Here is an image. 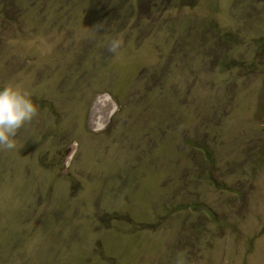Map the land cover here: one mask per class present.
<instances>
[{
	"label": "rangeland",
	"instance_id": "obj_1",
	"mask_svg": "<svg viewBox=\"0 0 264 264\" xmlns=\"http://www.w3.org/2000/svg\"><path fill=\"white\" fill-rule=\"evenodd\" d=\"M0 264H264V0H0Z\"/></svg>",
	"mask_w": 264,
	"mask_h": 264
},
{
	"label": "clouds",
	"instance_id": "obj_2",
	"mask_svg": "<svg viewBox=\"0 0 264 264\" xmlns=\"http://www.w3.org/2000/svg\"><path fill=\"white\" fill-rule=\"evenodd\" d=\"M37 112L29 93L14 84L0 86V149L12 150L13 138Z\"/></svg>",
	"mask_w": 264,
	"mask_h": 264
}]
</instances>
